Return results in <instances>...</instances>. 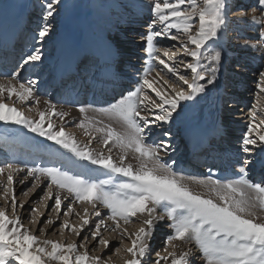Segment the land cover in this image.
Masks as SVG:
<instances>
[{"label":"snow or ice","instance_id":"snow-or-ice-1","mask_svg":"<svg viewBox=\"0 0 264 264\" xmlns=\"http://www.w3.org/2000/svg\"><path fill=\"white\" fill-rule=\"evenodd\" d=\"M258 3L262 13L258 22L264 29V0H258ZM60 4L61 0H45L43 19L50 21ZM226 8V0H151L149 31L142 41L150 60L156 61L175 80L164 79L150 65L143 73L139 87L121 93L108 107L98 110L120 122L123 131H117L110 125L95 127L96 123L102 122H94L88 118L87 109L80 108L85 120L79 126L85 129L86 135H91L89 128L93 127L96 132L105 133L103 144L107 147L111 143L120 150L118 161L113 159L111 147H108V155L94 154L87 145L82 148L63 126L57 130L52 117L63 119L68 113L57 111L54 104L46 102L48 108L45 110L29 108V111H36L38 119L27 116L18 108L17 103L34 101L39 105L33 91L35 80L20 82L21 74L16 71L11 79L0 81V122L22 125L46 137L80 159L105 169L104 175L108 177L93 179L73 175L54 166L34 165L26 169L28 177L35 181L44 178L47 182L46 198L54 200L57 219L61 214L65 217L75 214L79 218V225H70L67 219L61 224L81 240L78 245L41 240L31 229L25 228L16 214L17 208L23 205L18 204L13 187L14 175L25 169L13 164L0 167V176L6 175V180L0 182V188L12 212L10 217L7 207H0V264H109L102 255H90V242H94L92 247L97 244L104 249L110 247V241L102 236L103 229L120 235L124 264H148L145 257L149 255L147 241L151 229L156 219L165 217L172 230L166 239L169 246L165 248L167 255L157 252V259L152 264H189V253L177 254L176 251V242L187 241L195 242L204 264H264V218L258 215V211L264 212V179L255 182L241 168L238 179L222 182L209 177L197 181L214 194L213 199L212 195L193 192L185 178L162 161L160 152H166L170 147L167 140L159 144L147 142L154 128L163 129L175 115H179L181 102L193 101L205 93L208 85L217 82L222 53L213 50L210 42L216 43L227 23ZM253 20L256 21L255 16ZM49 33V23L39 27L33 40L41 46L33 47L23 59V65L42 61V46ZM160 37L176 41L179 50L157 47L155 41ZM261 39H264V30ZM178 54L190 59L177 61ZM259 78L256 101L250 106L241 141V150L248 154L243 162L245 165L251 162L253 147H264V71L259 72ZM162 135L170 137L171 133L165 129ZM129 151L135 153L139 161L135 168L131 163H125ZM113 176L126 179L117 181ZM62 192L66 193L63 198ZM27 194L24 193L25 196ZM74 204L90 205L92 211L84 207V215L81 216L75 211ZM101 207L107 210V220L112 222L110 227ZM158 208L163 209L159 217L156 216ZM31 211L35 214L38 210ZM91 217L97 218L94 224ZM134 218L140 227L133 232L126 225L134 222ZM45 223L53 225L56 221L48 219ZM90 224L93 226L88 235L82 236L85 226ZM125 241H129L130 246ZM115 251L121 252V247Z\"/></svg>","mask_w":264,"mask_h":264},{"label":"bare ground","instance_id":"bare-ground-1","mask_svg":"<svg viewBox=\"0 0 264 264\" xmlns=\"http://www.w3.org/2000/svg\"><path fill=\"white\" fill-rule=\"evenodd\" d=\"M139 2L140 3L138 5V7L145 5V4H143L144 1H139ZM13 5H16L17 7L13 6ZM12 6L14 8V12L17 10V12H15V20L16 21L14 20L15 22L9 23V26H7V28L5 30L3 29L4 32H2V36H0V49H3L6 44L8 46V47H5V50H3V52H0L1 63H2V61H5V62L8 61L6 64H10L12 62L10 60H14L15 51L20 50V49H18V46L26 45V44L21 43L22 40L20 41V39H22L24 34H25L24 25H25V21H26L25 20L26 14L28 11L26 10L25 7H21L18 3H14V4H12ZM19 7L21 9H17ZM146 7H148V6H146ZM238 7H239V10L237 11L235 16L240 15L241 11L245 8L244 0H239ZM90 11H91L90 16L95 17V15L92 13L91 8H90ZM129 13H132V12L129 11ZM34 16H37V15L34 14ZM88 16L83 9H79L78 13L71 15V17H68L69 19H67V26L65 25V28L61 29L63 31V33L62 32L61 33L63 34V36L65 38L62 40L59 39L60 41L55 43V45L59 46L58 49L61 48V50L59 51V53H57V54L55 53L54 56L43 57L41 62H37L35 65H33L34 70L32 72H34L36 70V67H40V66L42 67V69H44L46 67L51 68L52 70L50 69L51 71L49 74L52 75L51 76L52 81L49 82L47 80V83L49 82L48 83L49 86L54 87V85H55L54 89H52L51 91H58V92H59V88L63 87V85L65 84V82L62 81L61 78L57 81V79L60 77V75L63 73L65 81H68L72 76H74V78H73L74 87L72 89L71 101H67L65 98V102H66L65 103L63 100L60 99L61 96H59L58 99H55V98L53 99V101L55 103L59 102L63 105V106L59 107V106H56L54 104L56 106L57 111L68 113V115L65 116V118H64L65 122H68V120L72 119L73 123L76 121L79 122L80 118H85V117H80V118L77 117V116L82 115V113L79 110H76L75 108L77 105H80V106L83 105L84 100H85V97L80 96V93H78V91H79V89L81 90V89L88 87L87 85L90 82V80H88L89 81L88 82L86 80V78L89 79L88 77H90V73L93 74L94 78H96V80H94V88L92 86V91H96L99 88L98 92H101L103 95H106V94L109 95V92H110V95H109V98L104 100L103 102H98V100H95V99L90 101L89 106L85 107L87 109V114L89 113V110H90V112L92 114L97 115V121L102 122V123H99L98 127L110 125L111 127L116 129L117 131H123V126L120 122H118L117 120H115L113 118H110L107 115H103L101 113H95L94 111L99 106H100V109L106 108V107H108V105L110 103L114 102L113 99L110 98L111 96L120 97L122 92L126 93V92H128L127 90H134L136 88L135 86H137L135 84L140 83V81L142 79L143 74L140 75V71L142 70L143 66H146V69L150 65L155 66V64H153L154 60H150L147 53H145V52H141L139 54L137 53L138 48H140L141 46L142 47L145 46V43L142 41V37L149 31V24H150V20H151V16H152L151 12H150V8H141L138 11V15H136V16H138V18L131 19L134 21H131L130 23H128L127 27L122 26L124 28L117 29L118 32L113 35V37H116V34L123 36V40H124L123 42H124L125 47H123V45H120V46H122L120 49L121 53L119 52L120 54L117 53L118 51L116 53H113V51H112V49L114 47L113 43L116 42V40L109 41L107 39H105V40L102 39L101 38L102 36L98 35V32H97L98 31V25L96 23L91 22L89 20ZM27 20H29V19H27ZM4 24H6V23H4ZM226 25H228V24L226 23ZM226 25L224 27V34L221 37L220 41L217 44L212 45L213 50H219L222 53V63H221L220 71H219V77L220 78L214 84L215 86L214 85H208L209 91H205L206 93L200 94V96H198L193 101H183L181 103V108L178 110L179 115H175L174 120L170 124L164 125L163 129L154 128L153 132L149 136L147 142L148 143H154L155 140H157L158 138L159 139L162 138L161 140H173V142H178L180 145L182 144L181 147H183L182 142H184V140L187 139L188 137H196L198 134L205 135L207 137V141H208V139H213L214 144L211 147L217 148L218 150L219 149L222 150V155L224 157L222 160H230L229 161L230 165H231L230 167L233 168V170H235V172L236 171L240 172V170L235 169L236 165H238V161H239L238 159H241L240 158L241 153L239 151V150H241V145H240L241 140L239 138H242L243 134L241 132L244 133L246 129H245V126H237V125L242 124V123H240L239 120L244 119V117L231 116V114H229V116L228 115H223V116L221 115L220 116L219 109L221 107L220 103L224 102V99L231 97L232 102L240 103V101H241V103L243 104V107L241 109H237L239 112L237 114H239V115L243 114V113L245 114L246 111H244L243 108L245 107V105L247 106L250 102L248 103L247 100L241 99L237 94L234 96H231V94H229V93H223L221 89L223 87L222 85L224 84V80H223V82H221V80H222L221 75L223 74V72L227 68V65H229V66L239 65V64H241V62H244V64L246 62H248L249 66L245 65V66H248L245 68L256 73V70H258L259 66H257V64H256V65H254L255 68L251 67L250 66L251 60L256 59L255 62H257L259 60L258 62L260 63V65L262 67H264V63H263L264 56H256V55L249 53L247 51H242L241 54H239L238 52L237 53L232 52V53L226 54V51L228 49L227 47L229 45L228 40L232 36V35H230L229 28H227ZM59 26H62V25L59 24ZM4 28H5V25H4ZM88 28L89 29L93 28L97 32V34H95L94 36L90 34V36L87 35V36H89V37H87L85 35V34H87V33H85V31H87ZM128 30L132 31L131 35L130 34L124 35V33H127ZM83 33H85V34H83ZM83 35L85 37H83ZM94 39H96L98 41L97 44L91 42V40L93 41ZM155 43L159 44V48H167L169 46H172V44H178L176 41H172L170 39H166V40L164 39V41H162L161 39H157V41H155ZM102 44H103V46H99ZM33 45H34V43H31V45H29V47L27 49L32 50L34 47ZM240 46H245V45H240ZM140 49H143V48H140ZM29 50H28V52H29ZM46 53H47V51H46ZM120 55H128V57L123 58L124 60H126V62L125 61L120 62ZM130 55L133 57H136L135 61H132V58L130 57ZM251 55L253 56V59L250 58ZM2 56H3V58H2ZM88 56L91 59L90 63L87 61V59H85L86 61H83V59L88 58ZM233 57H235L238 60V61H235L234 65H232V62L234 61ZM177 59H179V56H177ZM182 59H183V57H182ZM144 60H145V62H144ZM139 61H141V62H139ZM239 61H241V62L239 63ZM80 62L82 64V66L86 62L85 67L87 65H92L93 63H95L96 66H94V70L90 69L89 68L90 66H89L88 67L89 69L84 71L83 69H85V68H79ZM119 63H121V64L122 63H124V64L128 63L129 64V65H127L128 69H125L124 68L125 66H123V67H121V70H120V68H119V70H116V69H118L116 66ZM133 65H135V66H133ZM242 66H243V64H242ZM157 67L160 68L159 70H161V71L163 70L165 72V75H167V77L172 76L171 74H169L167 72L166 69H163L162 66H160L159 64ZM0 68L3 69L2 66ZM78 68L80 69V71L78 70ZM46 71H48V70H46ZM46 71H45V73H46ZM2 72L5 73L7 71L3 69ZM181 72L183 73L184 69ZM227 73H229L233 76L232 80L233 79H240L242 76L243 77H245V76L252 77V75H250V74L244 75V74H242V72L239 73V71L236 72L233 69H231L230 72H227ZM249 73L252 74V72H249ZM257 75H259V72L256 74V76H254V78H256ZM99 77H100V79H98ZM0 81H4V80L2 79ZM121 81L125 82L122 84L123 86L120 85ZM220 82L222 84H220ZM218 83H219V85H218ZM232 83H231V85H232ZM240 84H241V82L239 81L237 83V85H235L234 87L238 88V87H240ZM57 85L59 88L57 87ZM139 86H140V84H138L137 87H139ZM252 86H254V85H252ZM121 87L126 88L127 90H123ZM210 88H213V89L210 90ZM106 91H107V93H106ZM247 95L249 96L248 99H250L252 103H255V101H256L255 94H253V92H249ZM35 96H37V95H35ZM53 96L55 97L54 92H52L51 95H49V97H53ZM215 96H217L216 99H214ZM43 100L44 99H42V101ZM42 101H40V102H42ZM61 101H63L64 103ZM49 102L51 104H53L51 101H49ZM29 103H32V102H29ZM212 103H214V105L216 106V108L214 109L216 111H214L213 109H209ZM26 104H28V103H26ZM22 105H24V104H22ZM80 106H78V107H80ZM198 107H200V109ZM38 108L40 110H45L48 108V104L41 103V104H39ZM98 110H99V108H98ZM77 111H79V112H77ZM100 114L103 117V119L99 117ZM34 119H38V114ZM229 120H233V121H230V123L224 122V121H229ZM229 124H232V126L228 127ZM243 124H247V123L245 122ZM66 125L67 124H65V126ZM22 128L20 129L21 131L19 130V133L21 134V138H19V139H22V142L19 145H24V142L27 141V142L31 143L33 148H35L37 150H42L45 153H47L48 151H54L52 154V157H53L52 160L49 159V161H51L53 164L48 162V163L43 164V165L42 164L37 165L35 163V161H31L30 159H22L20 157L15 159L12 155L8 156V155H5V153H1L0 154V167H6L7 164H13V165H18L19 167L25 169V171L14 175L13 187L15 189V195L17 194V192L22 194L24 191L28 190L30 187H33L34 192L31 194V196L29 198H27V200L25 202L22 203L23 207H18L16 210V214L20 216L22 223L26 222L29 215H30V217H33L32 219H34L36 221V225L33 227L35 229H33L31 225L28 226V224H26L27 226H24L25 228H27V229L32 228L33 229L32 232H34V230H36V227L38 226V224L39 225L42 224L44 222V220L46 219V218L44 219V214L46 213V210L48 212V210L52 208L53 216H54V214L56 215V216H54V218L52 220L56 221V223L53 225H48V229H47V233H46V236L48 237V233L52 232L53 230L63 231L64 228L61 227V224L63 223V221L61 220L62 214L60 215L59 219H57V214H56V211L54 208V200H49L46 198V193L48 191V188L46 186L47 182L44 180V178H41L40 181H35L32 177L27 176L26 169L28 167H32L34 165H36V166H48V167L54 166V167L61 168L62 170H66L70 174H73V175H81V176L85 175V177H90L93 179H105L108 177L106 175H104V173L106 172L105 169H103L97 165H92L90 163V161L80 159L74 153H72L69 149L56 148L54 145L56 143L53 141L46 140V141H42V142H37L38 138H36L35 133L31 132L29 129H27L24 126H22ZM56 128L58 130L57 125H56ZM165 129L170 131V133H171L170 137H164V136L160 137V135L162 134V131ZM83 130H85V129L84 128L80 129L81 133ZM76 131H78V130H76ZM76 131L73 132L71 130H68L66 133L71 134L82 148L85 145H87L88 148L94 154L103 153L104 155H108V150H106V149H108V147H111L112 148L111 155H112L114 160L118 161L119 155H120V150L117 147L113 146L111 143L107 147L103 144V138H104L105 133H102V132L95 133L93 131H90L91 135H86L85 132H83V134L85 135L84 138L91 141V144H86L84 142V140L82 141V140L78 139V136L76 138V135H77ZM78 135H79V132H78ZM8 138H10L9 142H12L13 145L17 143L16 138L1 135L0 136V147H1L0 150H2V147L4 146V144H6V145L8 144V143H4L5 141H7ZM34 138H35V140H34ZM96 144H98L102 147L101 148L95 147ZM169 148L172 149V146H170ZM104 151H106V152H104ZM70 152H71V154H70ZM162 152L165 153V151H162ZM162 152H160V157L164 163H167L170 156L169 157L164 156V155H162ZM169 152L172 154L175 152V150H171ZM209 152H210V149H209ZM190 153L194 157H198V152H193L192 150L190 151L188 148H187V150L184 148L183 153H182L183 157H179L181 159H178V157H177L176 162L172 166V169L176 173L181 172V173H177V174H179V176L183 175V177L185 178V183L188 184V186L190 187V189L193 192H198L200 190L199 189L200 184L197 183V180L193 176L194 174H197L196 173L197 172V164L193 163V162L191 163V159H189L187 157ZM211 154H213V152ZM261 155H264V147H261V146L253 147L252 153L250 156L251 162L248 165H245V167L243 166L245 171L248 169L250 170V172L248 174H246V172H245L247 177L252 179L255 182H259L262 179H264V174L262 176H259L260 175L259 169L260 168L264 169V157L263 158L256 157V156H261ZM246 156L248 157V154H246ZM58 158L61 161H65L67 163V168L64 169L62 166L61 167L59 166L60 164H58L59 163ZM72 160L74 161V163L70 162ZM232 161L233 162L235 161V163L232 164ZM125 163H131L134 168L137 167L139 164V161L136 159V154L133 153L132 151H129L128 152V159L125 161ZM186 165H187V167H186ZM243 165H244V163H243ZM204 168H205V166L202 167V171L200 170V172L205 171V174L207 176H209L208 172L206 171L208 168H206V169H204ZM185 170L191 171V172H189V175L192 177L191 179H187L186 176H189V175H187L188 173L185 172ZM235 172H233V174H235ZM184 173H186V175ZM205 174L203 173L202 175H204L203 177L207 178ZM199 177H201V176H199ZM258 177H259V180H258ZM113 179L118 181L120 179H126V178L113 176ZM5 180H6V175L0 176V182H3ZM19 181H23V183H20ZM33 190H31V191H33ZM53 191H55V188H53ZM65 195H66V193H64V192L61 193L62 198ZM0 196L3 197L2 188H0ZM65 203H68V201L65 200ZM5 207H7L8 211H11L10 203L7 204ZM73 207L75 208L76 212L80 213L81 216L84 215V212H83L84 207H88L89 212L92 211L90 205L87 206V205L74 204ZM32 209H37L38 211L34 214L31 211ZM101 212L104 216H106L108 214L107 210L103 209L102 207H101ZM159 212L163 214V209L158 208L156 210V216L157 217L160 216ZM258 215H260L262 218H264V212L258 211ZM45 217H46V215H45ZM69 218L75 220V223L72 220V222L75 225H79L80 220L75 214L69 216ZM96 219L97 218H95V220ZM95 220H94V222H95ZM94 222H93V224H94ZM73 223H71L69 221L70 225H72ZM106 223L110 227L112 222L106 220ZM134 223L138 224L140 227L139 221L136 220V218H134V222L126 225V227L129 229V231H133V232L135 231V230H133V228H131V226ZM169 224H170V221H168L166 217L163 220H160V219L155 220L153 228L151 229V235L147 241V243L149 245V254H150L151 250L153 249V250H157L159 253H161V255H167V253L165 252V248L169 247V246L166 244V242L164 243V241H166L167 236L170 235L171 231H172L171 228L169 227ZM92 226L93 225H91V224L88 226H85V230L81 235L82 236L88 235L89 229ZM64 230L69 231L68 236L73 235L75 237V239L71 240V242H69V243L79 244L78 240L80 242L81 241L80 239L76 240V236L70 230H68V229H64ZM37 232H38V230H37ZM106 232L111 233V231H109L108 229H103L102 230V236L103 237L105 236ZM115 235L116 236H113V237H108V238L105 237V239H108L110 241V247L108 249H104L103 246L100 245L101 246L100 252L95 254V255H102V259L109 260V264H117V263L121 262L119 260H118L119 262H117V260H115V259H110L109 257L108 258L106 257L107 255L109 256L110 253L114 252L115 249L119 245H121L120 244V239H121L120 235L118 233H116ZM156 239L159 241L157 242ZM67 240L65 241V243H67ZM92 243H94V242L89 243L90 250L93 249ZM176 243H177L176 251H177V254H179L180 252H182V247H181V245H179L181 242H176ZM186 246H187V250L189 253V256H188V258H190L189 260H193L196 263L203 264L204 261L202 258V253H200L198 247L195 245V242L194 241L192 243L189 242V244H187ZM162 247H164V248H162ZM169 250H171V249L169 248ZM122 252H124L123 247L121 249V252L117 253L115 251V254H117L119 256ZM122 255L123 254H121V257L124 256V255L123 256ZM156 259H157V257L154 258L153 261H155ZM145 260L148 261V264H150V262L152 261V260L150 261L149 258H145ZM123 262H124V260H123ZM195 262H193V264Z\"/></svg>","mask_w":264,"mask_h":264},{"label":"rangeland","instance_id":"rangeland-1","mask_svg":"<svg viewBox=\"0 0 264 264\" xmlns=\"http://www.w3.org/2000/svg\"><path fill=\"white\" fill-rule=\"evenodd\" d=\"M139 1H144L143 4H145V5L141 6V7L140 6L138 7V5L140 3ZM150 1L151 0H61V4L58 7L57 13L55 14V16L53 18H51L50 21H45L43 19V15H44V7L43 6H44V3H45V0H0V36H2V32H4V30L7 28V26H9V23H12V22L16 21L15 20V12H17V10L14 12V8H13V6H16V5L12 6V4L18 3L21 7H25L26 10L28 11L27 14H26V18H25V20H26L25 22H27V21L28 22L24 25L25 34H24L23 38L20 39V41L22 40L21 43L26 44V45L18 46V49H20V50L15 51L14 60H10V61H12L10 64H6L8 61L7 62L2 61V63H0V67L2 66V68L7 71L5 73L2 72V74H0V80H2V79L4 81L9 80V79L12 78V74L14 72L19 71L20 74H21L20 82L27 83L28 80H35L36 81V85H35V87L33 89L34 94L37 95L36 97L39 99V101H42V99H44L39 104H41V103L47 104L46 102L51 101L56 106H59V107L63 106L61 103H59V102L55 103L53 101L54 98L58 99L59 96H61L60 94L59 95L57 94L58 91H56V92L55 91H51V92L55 93V97L54 96L53 97H49V95H51L50 90L54 89L53 86H49V84H48L50 81H52V77H51L52 75L49 74L52 69L51 68H47V67L42 69V67L40 66V67H36V70H35L36 72L35 71L32 72L34 70L33 69L34 68L33 64L30 63L28 65H23V59L25 58V56L27 54H29L32 51V50L27 49L29 47V45H31V43H34V45H33L34 47H40L41 46V45L37 44L33 40V37L35 36V34L38 31L39 27L42 26L44 23H49L50 24V33L45 38L44 44L42 46V50H43L44 55H45L44 57L54 56L55 53L57 54L61 50V48L58 49L59 46L55 45V43L65 38L63 36V34H62L63 31L61 29L65 28V25L67 26V19H69L68 17H71V15H74V14L78 13L79 9H83L85 11V13L87 14V16L89 15L88 16L89 20L91 22L96 23L98 25V31L97 32H98V35L102 36L101 37L102 39H104V40L107 39L109 41H113V40H115V37H113V35L118 32L117 29L124 28L122 26L127 27L128 23H130L131 21H134V20H131V19L138 18V16H136V15H138V11L141 8H150V6H151V2ZM198 2H200V0H198ZM244 3H245V8L241 11V14L235 16L237 11L239 10V7H238L239 0H226V5H227L226 18L228 19L227 20V24L228 25H226V27L229 28V33H230V35H232L230 37V39L228 40L229 41V45L227 47L228 49L226 51V54H229V53H232V52H234V53L238 52L239 54H241L242 51H247V52L252 53V54H254L256 56H264V39H261V32L264 29H262L260 23L258 22L261 19V16H262V13H261V10H260L261 6L259 5L258 0H244ZM146 6H148V7H146ZM90 8L92 10V13L95 15V17L90 16V12H91ZM17 9H21V8L19 7ZM253 10H255V11H253ZM129 11L132 12V13H129ZM34 14H36L38 17L34 16ZM254 16L256 17V21L253 20ZM27 19H29V20H27ZM4 23H6V24H4ZM59 24L62 25V26H59ZM4 25H5V28H4ZM94 31L95 30L93 28H90V29L88 28L87 31H85V33H87V34H85V33H83V34H85L86 36L87 35L90 36V34L94 36L95 34H97V32L96 31L94 32ZM223 34H224V28L221 30L220 35H219V39L216 41L215 44H217L220 41V39L223 36ZM89 36H87V37H89ZM83 37H85V36L83 35ZM157 39H161L162 41H164V39L166 40V38H164V37H160V38H157ZM91 42L96 43V44L98 43V41L96 39H94L93 41L91 40ZM113 44H114V46L116 45L115 46L116 49L119 48L118 45L115 44V42ZM172 45H176V47L172 48L171 46H169L167 48H170L172 51L179 50V44H172ZM210 45L212 47V45H214V44H212L210 42ZM240 45H245L246 47L245 46H240ZM99 46H103V44L99 45ZM5 47H8L7 44L4 46L3 49H0V52H3V50H5ZM145 47H146V45L143 46V47L142 46L140 47V48H143V49L138 48V52L137 53L138 54L141 53V52H145L146 53ZM157 47H159V44H157ZM28 50H29V52H28ZM46 51H47V53H46ZM178 56H179V59H177V61H179L183 57L182 55H179V54H178ZM125 57H126L125 55H122L120 58H125ZM130 57L132 58V61H135L134 59L136 57H133L131 55H130ZM2 58H3V56H2ZM250 58L253 59V56L251 55ZM85 59H87V61L89 63L91 62V59H90L89 56H88V58H84L83 61H86ZM183 59H190V58L183 57ZM233 60L234 61L232 62V65L235 64V61H238L235 57H233ZM255 61H256V59L251 60L250 66L254 67V68H255L254 65H256V64H257V66H259L258 70H256V73L245 68V67L249 66L248 62H246L244 64V62L239 61V63L241 62V64H239V65H234V66L227 65V68H226L227 70L225 69V71L221 75L222 76L221 82H223V80H224V84L222 85L223 87L221 89L223 93H229V94H231V96H234V95L237 94L241 99L247 100L248 103L250 102L247 106L245 105V107L243 108L244 111H246V113L245 114L243 113V114H240V115L237 114V113H239L237 109H241L243 107V104L241 103V101H240V103L232 102L231 97H228L227 99H224V102L220 103V105H221V107L219 109L220 116L221 115L222 116L223 115H228L229 116V114H231V116L244 117V119L239 120L240 123H242V124L241 125H237V126H246V124H243V123H245V122L247 123L248 122L250 106L253 103L251 102L250 99H248L249 96L247 94L249 92H253V94L256 93V91H257L256 84H257V82L259 81L260 78H259V75H257L256 78H254V76H256V74L258 72L264 70V67H262L260 65V63L258 62L259 60L257 62H255ZM139 62H141V61H139ZM144 62H145V60H144ZM263 63H264V60H263ZM153 64H155V66L152 65V67L155 69V71H159L161 76L164 77V79L169 80L170 82L175 80L174 76L167 77V75H165V72L163 70L162 71L159 70L160 68L157 67L158 63L156 61H153ZM242 64H243V66H242ZM85 65H86V62L83 64V66H82V64L80 62V67L79 68H85V69H83L84 71L88 70L89 68L92 69L91 68L92 65H87L86 67H85ZM118 65L120 67L123 66V65H121V63H119ZM118 65L116 67H118ZM245 65H248V66H245ZM133 66H135V65H133ZM79 68H78V70L80 71ZM3 69L1 71H3ZM145 69H146V66H143L142 70L140 71V75L145 72ZM231 69H233L236 72L239 71V73L242 72V74H244V75L250 74V75H252V77H247V76L243 77L242 76L240 79H233L232 80L233 76L231 74L227 73V72H230ZM46 70H48V71H46ZM180 70L181 71L183 70V66L182 65H181ZM45 71H46V73H45ZM249 72H252V74L249 73ZM152 75L155 76V72H153ZM90 77H93V79H91L92 84H91V82H89L88 85L90 84V86L87 85L89 88L86 87V88L81 89V90L79 89V91H78V93H80V96H84L85 97V100H84V104L83 105H81V106L77 105L76 106V108H75L76 110L80 111L81 107L85 108L87 105H89V104L85 105V103H89L88 99L90 97L92 98V99L90 98V100L92 101L94 99L97 100L98 97L103 95L101 92L92 91V86L94 88V80H96V78H94V75L90 76ZM71 78L73 80L74 76H72ZM219 78L220 77H219V73H218L217 80ZM47 80L49 81L48 83H47ZM230 80L232 82L233 81L234 82L232 83ZM235 81L237 83L240 81L242 85L240 84V87H238V88L234 87L235 85H237V83ZM221 82H220V84H222ZM123 83H125V82L121 81L120 85L123 86L122 85ZM231 83H232V85H231ZM138 84H140V83H136L135 85L138 86ZM218 85H219V83H218ZM252 85H254V86H252ZM137 86H135V87H137ZM121 88L123 90H127L126 88H123V87H121ZM212 89L213 88H210V90H212ZM206 91H209V87L208 86H207ZM67 98L69 99V97H67ZM216 98H217V96H215L214 99H216ZM60 99L65 102V98L64 97L61 96ZM63 101H61V102H63ZM8 102L12 103V101H8ZM16 106L18 108H20L22 111H24L27 116H29V117H31L33 119L37 116V113L35 111H29V108H35V107L39 106V105H35L34 102L28 103V104H24V105H22L20 103H17ZM78 106H80V107H78ZM98 108L100 109V106L96 108V110L94 111L95 113H100L98 111ZM198 108L200 109V107H198ZM215 108H216V106L214 105V103H212L209 109H213L214 110ZM79 111H77V112H79ZM214 111H216V110H214ZM87 116H88V118H90L94 122H98L97 121V115L96 114H92L90 112V110H89V113L87 114ZM77 117H79V118L80 117H85V114L82 113V115L77 116ZM99 117L103 119L101 114L99 115ZM64 118L61 119L60 117L57 118L56 116H54V117H52V121L54 120L53 123H55L58 128L60 126H63L65 128L66 132L68 130H71L73 132L78 130V131H76L77 132L76 133L77 134L76 138L78 136V139H80L82 141L84 140V142L86 144H91L90 140H87L86 138H84L85 135L83 134V132H85V130H83L82 133L80 131V129H83V128H81L79 126L80 122L83 119L85 120V118H80L79 122L76 121L74 123H73L72 119L68 120V122H65ZM230 121H233V120L224 121V122L230 123ZM64 123L67 124V125L65 126ZM98 125H99V123H96L95 127H98ZM231 126H232V124H229L228 127H231ZM21 128H22L21 125L5 124L4 122H0V136L1 135L5 136L6 134L12 133V134H15V137H21V134L19 133V130ZM89 131H93V132L97 133L95 131L94 127L93 128H89ZM78 132H79V135H78ZM241 133L244 134L243 132H241ZM35 136H36V138H38L37 139L38 141L36 140L37 142H42V141L48 140L46 137L39 136L37 133H35ZM161 136H163V135L161 134L160 137ZM161 139L158 138L157 140H155L154 143L155 144H159V142L162 141ZM239 139L242 141V138H239ZM34 140H35V138H34ZM167 142L169 143L170 146H172V149L168 148V150L165 152L166 154L162 152L163 150L161 152H162V155H164V156H167V157L170 156V158L168 159L167 164L171 165V167H172L173 164L176 162L177 157H178V159H181L179 157H183L182 156V153H183L182 150L183 149L182 150L179 149L180 148V144L178 142H173V140H167ZM54 145H55L56 148L63 149V147L61 145H57V144H54ZM240 145H241V142H240ZM95 147L101 148L102 146L96 144ZM106 150H108V149H106ZM171 150H175V152L171 154L169 152ZM239 151L241 153L240 154V158L241 159H238L239 161H238V165H236V168H240L241 169V167H243V166L245 167V164L243 165V162H244V159L247 156H246L245 153H243L242 150H239ZM104 152H106V151H104ZM70 154H71V152H70ZM234 163H235V161L233 162V164ZM61 166L62 165H60V167ZM245 172H246V174H248L250 172V170L248 169ZM177 173H180V172H177ZM177 175H179V174H177ZM180 176L183 177V175H180ZM203 176L204 175H201V177H199V176H197V177L194 176V177H195V179L197 181H199V180H207L208 179L207 176H206L207 178H205ZM186 177H187V179H191L192 178L191 176H186ZM199 189L200 190L198 192H196V193H201V194H203L205 196L212 195L213 199H215L214 194L210 193L209 189L207 187H204V186L200 185ZM31 190H33V187H30L28 190L24 191L22 194L17 192L16 199H17L18 204H22L23 202H25L27 200V198H29L31 196V194L34 192V190L33 191H31ZM25 192L28 193L27 194L28 197L24 195ZM5 206H6V203H5L4 199H3V197L0 196V207H5ZM8 214H9L10 217L12 216V212L11 211H8ZM45 215H46V217H45ZM159 215H162V213L159 212ZM54 216H56V215L54 214ZM54 216H53L52 208L49 209L48 212L46 210V213L44 214V219L45 218L46 219L44 220V222L42 224H40V225L38 224V226L36 227V230H34L33 233L35 235H37L39 238H41L42 240H44L46 238L48 240L52 239L53 241L55 240V241L60 242V243H65V241L67 239H68L67 243H69V242H71V240L75 239V237L73 235H70L71 237L68 236L69 235L68 234L69 231L64 230V229H63L64 232L63 231L53 230L52 232L48 233V237L46 236L47 229H48V224H46L45 221L48 220V219H53ZM104 217H105V220H107V215L104 216ZM32 218L33 217H30V215H29L27 220H26V222L23 223L24 226H27L26 224H28V226L31 225L32 228H33L36 225V222L33 223V221H32L33 219ZM61 218H62L61 219L62 221H64L65 218L66 219L68 218L67 219L68 221H70L71 223H73V222L75 223V220L69 218V216L65 217V216L62 215ZM72 220H73V222H72ZM91 220L94 222L95 217H91ZM32 228H30L31 231L33 229H35V228H33V229ZM131 228H133V230L136 231L137 228H139V225L134 223L131 226ZM37 230H38V232H37ZM106 234H105L104 238L105 237L108 238V237L116 236L115 235L116 233H113V232H111V233L110 232H106ZM77 239H79V238L76 237V240ZM157 239H156V241L158 242L159 240H157ZM165 242L166 241H164V243ZM189 242L192 243L193 241H188L187 243L183 242V243L179 244L182 247V252H188L186 245L189 244ZM78 243L80 244L81 241L79 242V240H78ZM125 243H127L128 245L130 244L129 241H125ZM101 246L100 245H95V247H93V249L90 250V255H95L96 253L100 252ZM118 247H121V249H122V245H119ZM162 248H164V247H162ZM157 252H158L157 250H153L152 249L150 254L148 256H146L145 258H149L150 261L151 260L153 261V259L156 258V253ZM121 254H123L124 256L122 255L123 257H121ZM121 254L118 256L117 254H115V251H114V252L110 253L109 256L107 255L106 257L107 258L109 257L110 259H115V260H117V262L121 261V262H119L117 264H124L123 260H124V257H125V253L122 252ZM189 259L190 258H188V262L190 261L189 264H193V262H195V261L189 260ZM152 261L150 262V264H152ZM194 264H201V263H196L195 262Z\"/></svg>","mask_w":264,"mask_h":264}]
</instances>
